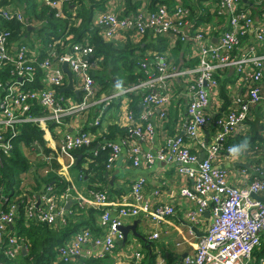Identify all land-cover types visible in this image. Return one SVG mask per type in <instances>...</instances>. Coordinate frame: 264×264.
I'll use <instances>...</instances> for the list:
<instances>
[{
  "label": "built area",
  "instance_id": "1",
  "mask_svg": "<svg viewBox=\"0 0 264 264\" xmlns=\"http://www.w3.org/2000/svg\"><path fill=\"white\" fill-rule=\"evenodd\" d=\"M38 1L42 2L41 7L52 10L55 18L66 19L70 14L68 25L73 17H77L75 3L70 11L64 10L72 0ZM219 4L220 13L228 16V27L220 32L215 43L211 40L212 26L200 27L207 14L192 7L190 9L181 1L173 6L157 4L154 9L140 7L125 16L117 15L113 9L97 14L92 23L104 42H125L129 30L134 32V38H140L148 31L155 36L171 34L170 41L173 42L177 39L184 42L190 40L191 46H195L193 57L198 60L196 66L176 68L166 52H152L139 61L140 69L146 75L144 80L127 83L119 90L106 93L96 82V71L102 56L95 55L89 34L82 41L72 42L67 26L62 37L52 36L43 41L35 31H31L24 41L22 37L27 35L25 32L29 28L34 30L47 20L28 15L21 8H13L0 0V164L5 155H10L12 138L19 133L21 125L38 127L44 137L50 133V125L59 130L65 118L83 117L88 110L95 109L97 114L91 125L99 128L107 107L115 99L131 92L142 94L139 114L129 110L125 115L127 132L138 141H150L155 136L153 112L158 109L160 122L167 119V104L174 92L173 83L180 78L186 84L185 135L164 137L155 153L143 152L137 143H133L128 157L134 166L154 161L175 164L178 173L192 180V185L181 187L179 194L195 204L187 212L191 222H196V217L206 209L210 211V222L197 238L194 252L176 258L170 264H251L252 252L260 245L264 232V202L252 196L264 191V163L255 169L260 177L253 178L246 187H238L228 182L226 170L215 162L219 154L232 152L231 146L225 145L228 138L244 132L253 107L264 104V14L256 21L250 10L243 7L248 3L242 0H219ZM187 24L193 27L192 35L189 31H182ZM14 25L18 28H13ZM14 32L21 38L13 39ZM248 33L253 34L254 43L243 53L236 54L241 40ZM63 62L71 71L72 85L78 96L58 92L68 82L61 68ZM229 70L234 73L235 84L241 85L242 91L232 90L230 75L224 86L227 91L231 90L232 95L226 108H222L220 80L227 78ZM4 72L7 73L6 79H2ZM212 95L219 100L215 109H211ZM209 123L215 126V132L203 141V129ZM105 132L102 129H96V132L82 129L64 131L60 149L71 152L90 147ZM189 142L198 144L204 150L201 160L200 152L198 149L191 150ZM36 147L39 146L34 142L30 148ZM101 149L108 150L105 168L110 170L118 159L120 146L109 142L102 144ZM42 154L39 157L48 163L52 153ZM144 184L143 177L136 179L130 189L131 203L116 204L119 205V217L138 214ZM57 196L54 186L48 184L39 195L27 197L24 202L26 224L33 221L51 227L59 220L64 225L66 211L57 205ZM92 196L95 206H105L108 202L106 190H95ZM101 210L97 225L102 234L93 235L88 228L80 229L55 247L52 264L83 259L101 260L112 253L115 240L122 238L119 230L122 219L111 220L109 209L105 207ZM149 214L152 219L163 220L173 214V207L157 204ZM16 216L15 204L5 211L0 210V252L9 259L15 258L21 247L27 249L29 245L26 238L8 232L7 226L15 223ZM157 236L155 232L151 237ZM141 262L142 254L136 251L134 264ZM155 264H167V261L159 255ZM256 264H264V258Z\"/></svg>",
  "mask_w": 264,
  "mask_h": 264
},
{
  "label": "crops",
  "instance_id": "2",
  "mask_svg": "<svg viewBox=\"0 0 264 264\" xmlns=\"http://www.w3.org/2000/svg\"><path fill=\"white\" fill-rule=\"evenodd\" d=\"M92 1L95 2L93 5H91V0H85V5L92 8L90 28H93V18L104 10L113 9L117 15L125 16L140 7L154 9L156 4L161 3L173 6L177 1H181L190 9L192 7L195 10L207 14L206 20L201 22L200 27H205L207 24L212 26L211 40L213 43L217 41L220 32L228 27V16L227 14L223 15L220 13L219 0H158L157 2L160 1V3L155 2V0ZM152 1L155 2L154 5H152ZM248 1V5L243 7L250 10L256 21L261 19L264 14V0ZM77 15L75 14V16ZM190 19L193 21V17ZM72 21L75 26L80 23L81 19L73 17ZM71 23H69L68 28ZM182 31L187 33L189 31V34L192 35L193 27L187 24L182 28ZM125 37V42L115 40L108 43H111L116 49H122L125 45L134 47L140 44L139 46L144 47L143 51L136 50L139 56L142 57L155 51L166 52L169 55L172 66L176 68L193 67L198 63L197 58L193 57L195 46H191L192 43L190 40L184 42L177 39V41L173 42V40L170 41L171 34L155 36L150 31L146 32L140 38H134V32L132 30H129ZM252 43H254V36L252 33H248L241 40L240 46H238L235 53H243ZM108 73L106 69L96 74L101 78L102 82H108L107 85H102V92L116 91L127 84L124 78L119 80L116 78L117 75L112 76ZM228 75H232V90L242 91L241 85L239 87L235 84L234 73L229 70ZM110 81L111 83H109ZM97 82L100 83L99 80ZM221 85L224 86V82H221ZM173 87L174 92L170 96L167 104V119L160 122L158 109L153 112L152 120L155 124V136L150 141H138L136 138L130 137L127 132L125 115L129 110L135 115L139 114L142 94L140 92H131L115 99L107 107L102 117V125L99 128L91 125L97 114L95 109L88 110L83 117L73 116L65 118L64 125L59 130H56L54 126L50 125V133L43 137L46 140V142L44 141L45 147L49 149V152L45 153L40 148L41 152L45 155L52 153V158L48 163L39 157L42 154L39 152V149L35 152L25 150L24 155H26L29 162V168L26 171H18L14 177V187L21 195L27 194L26 192L32 193L31 196L39 195L44 191L46 186L43 180L55 178L61 186H54L58 194L57 205L66 211V214H64L66 222L71 219L72 223L90 221L91 213L89 214V210H94L93 227L96 230L87 228L91 230L93 235L102 234V229L98 227L97 221L102 212L101 209L107 207L110 211L111 220L116 218L122 219L121 226H133L132 229L130 228L128 230L125 240L122 239L123 235L120 240H115L112 253L106 258L98 260L96 264H134V253L136 251L142 254V262L146 261L150 254H153L156 258L159 255L163 256L168 264H170L174 259L194 252L197 238L204 233L210 222L211 214L208 209L196 217V222H191L187 216L188 210L194 208L195 204L189 199L181 198L179 194L181 187L192 185V180L178 173L175 164L154 161L150 164H144L142 162L140 165L134 166L128 157L129 148L133 143H137L143 152L155 153L163 143L164 137L176 134L185 135L186 84L183 80L177 78L174 80ZM224 89L226 99L222 98L223 101L221 99L222 96H219L223 103L222 108H226L229 97L232 95L231 90L227 91L225 86ZM71 91L68 95H78V91L74 90V88ZM218 102L219 100L212 95L211 109H215ZM246 127L247 129L244 132L237 133L235 134L236 136L234 135L235 138H244V142L236 143L235 147H238L239 151H232L231 153L223 152L219 154L215 162L218 167L226 170L228 182L238 187H246L248 182L253 178L260 177V174L255 169L264 163V104L259 103L253 107ZM110 128L113 130H110ZM79 129L95 132L96 129L106 131L102 138H99L93 143L94 146L89 147L88 151L89 153L92 152V155L73 154V151L66 152L60 149L63 132H75ZM214 132L215 126L209 123L203 129V141H207L212 137ZM111 133H114L113 138L110 136ZM254 136L256 139L252 143L250 137ZM234 137L233 139H235ZM109 142L118 144L120 146V153L112 168L107 170L104 164L108 150L105 158H100L97 155V151L101 150L102 144ZM189 146L191 150L198 149L200 155L204 154V150L198 144L189 142ZM232 147L234 146L232 145ZM96 162L97 166H100L103 175H98V172L94 168H91L90 164ZM139 177L145 179L143 197L139 202V212L135 216L121 218L117 214L119 205L116 204L131 203V185ZM95 190L107 191L108 202L105 206L93 205L92 192ZM260 195H264V191ZM68 200L69 205L66 206ZM157 204L171 205L173 207V214L163 220L152 219L149 212ZM64 225L60 224L58 220L55 225L49 226V228L55 230L63 228L62 226ZM14 226L15 223L8 225V232L15 233L16 228ZM82 227L85 228L82 225L79 229H83ZM155 232H157L158 236L157 238H152L151 236ZM263 241L264 236L262 237ZM28 249L29 245L27 249L24 247L19 249L15 258L12 259L15 262L14 264H23L24 256L28 253ZM154 262H156L155 258Z\"/></svg>",
  "mask_w": 264,
  "mask_h": 264
},
{
  "label": "trees",
  "instance_id": "3",
  "mask_svg": "<svg viewBox=\"0 0 264 264\" xmlns=\"http://www.w3.org/2000/svg\"><path fill=\"white\" fill-rule=\"evenodd\" d=\"M158 0H155L157 2ZM152 1V5L155 4ZM3 3L8 5L10 4L13 8H21L25 11L26 14L35 15L41 19H46L47 23L37 26L34 30H27L25 33L27 35L23 36L22 39L26 41L30 36L31 31L34 32L37 36L41 37L43 41L49 39L50 37H62L66 32L64 29L67 28L68 22L71 21L69 19L70 14H67L66 19H59L54 17V13L47 7H41L40 12L38 10L39 4L36 0H3ZM75 3L76 11L78 13L77 18H80L81 21L78 25L74 26L72 21L71 25L68 28L67 34L71 35L72 42L82 41L83 38L89 34L90 43L94 46L95 55H102L103 62L102 68L108 69L109 75L116 76L118 74L123 73L125 77L124 80L126 83H135L139 80H144L146 75L140 69L139 66V56L136 53L137 50L143 51L144 47L141 46H124L122 49H116L111 43H105L102 39L97 35L96 28H90L91 23V14L92 8L90 6L85 5V0H72L71 4H66L64 7L65 11H70V6ZM95 2L91 0V5ZM157 3H160L157 2ZM157 5V4H156ZM155 5V6H156ZM100 6V5H97ZM154 6V7H155ZM11 26V24H9ZM13 28H17L14 25ZM64 31V32H63ZM12 38L18 40L21 38L14 32ZM104 66V67H103ZM7 78V73H2V79ZM230 79V75L227 76L225 80H220L221 82L228 81ZM108 82L103 81L101 85L105 86ZM111 83V81L109 82ZM221 85V83H220ZM58 89L60 94H68L71 93V90H61ZM220 95L222 98L226 99L224 86L220 87ZM227 103V100H226ZM247 123V122H246ZM110 130H113L110 128ZM114 133H111V137L113 138ZM43 131L38 127L31 124H23L19 128V133L12 138L13 148L9 156H4L3 160L0 164V210L5 211L12 204H15L16 209V218H15V228L16 234L18 236L26 238L29 241V249L28 253L24 256L23 264H52V258L54 256V249L58 245L62 244L65 240H67L70 236H72L75 232L79 231V227L82 225L85 228H91L92 230H96L94 226V210H89L90 221H79L77 223H72V219L66 222V225L62 226L63 228L59 229H51L45 223H36L31 221L28 225L26 224L25 214H24V202L27 197L31 196L32 193L26 192L27 194L21 195L18 190L14 187V177L18 171H26L29 168V162L27 160L26 155H24L25 150H30L31 145L34 142H37L39 148L43 149L45 153L49 152V149L45 147L44 139H43ZM109 136V135H108ZM236 136V135H235ZM234 136H230L225 143V145H232L235 147L236 143L244 142V138L237 137L233 139ZM250 141L253 143L256 137H250ZM94 146V144L92 145ZM91 147V146H90ZM89 147H82L74 150L73 154H82V155H92V152L89 153ZM107 154V149H101L97 151V155L101 158H105ZM78 156V155H76ZM97 156V157H98ZM96 157V158H97ZM99 158V161H100ZM78 164V163H77ZM79 165V164H78ZM105 165V164H104ZM91 168H94L98 172V175H103V172L100 166H97L96 163L90 164ZM55 187H61L60 183L57 182L55 178L45 179L43 183L45 185L51 184ZM84 228V227H82ZM264 236V232L261 236L260 245L254 248L252 252V263L256 264L260 258H264V241L262 242V237ZM154 258L156 260V256L150 254L147 257V260L141 262V264H155ZM97 259H88V260H79L73 263H58V264H96ZM15 262L12 259L4 256L2 252H0V264H14ZM168 264V262H167Z\"/></svg>",
  "mask_w": 264,
  "mask_h": 264
},
{
  "label": "water",
  "instance_id": "4",
  "mask_svg": "<svg viewBox=\"0 0 264 264\" xmlns=\"http://www.w3.org/2000/svg\"><path fill=\"white\" fill-rule=\"evenodd\" d=\"M244 3H249L248 0H242ZM72 7V5H71ZM61 68L63 70V72L66 74V77H67V80H68V83L66 84V86L62 87L61 90H73V80H72V74H71V71L69 70L68 66H67V63L66 62H63L62 65H61ZM76 92V91H75ZM203 158V154L200 155V159L201 160ZM252 196L256 199H259V200H264V195H260V194H252ZM69 205V200L67 202V205ZM133 226L131 225H128V226H120L119 227V230L121 231L122 235H123V240H125L126 236H127V232L128 230L131 228L132 229Z\"/></svg>",
  "mask_w": 264,
  "mask_h": 264
},
{
  "label": "rangeland",
  "instance_id": "5",
  "mask_svg": "<svg viewBox=\"0 0 264 264\" xmlns=\"http://www.w3.org/2000/svg\"><path fill=\"white\" fill-rule=\"evenodd\" d=\"M36 2L40 4L39 7H38V10H39V12H40L42 2H41V1H38V0H36ZM41 25H43V24H41ZM17 28H18V27H17ZM29 29L31 30L32 28H29ZM96 29H97V28H96ZM97 35H98V34H97ZM102 41H103V40H102ZM103 42H104V41H103ZM105 43H108V42H105ZM139 45H140V44H137L136 46H139ZM125 46H126V45H125ZM135 52L138 53L137 50H136ZM101 56H102V55H101ZM142 58H143V57H142ZM142 58H141V59H142ZM141 59H139V60H141ZM103 60H104V59H103V56H102V62H103ZM102 62L100 63V67H101V68L99 67V69L96 71V74H98V72H101L102 70H106V69H103V68H102ZM103 67H104V66H103ZM104 68H105V67H104ZM107 70H108V69H107ZM104 74H105V73H104ZM122 76H124L123 73L118 74V75L116 76V78L120 80V79L123 78ZM124 77H125V76H124ZM96 79L99 80L100 83H98L97 80H96V82H97L100 86H102V85H101V82H102V81H101V78H99V77L96 75ZM78 95H79V93H78ZM78 95H77V96H78ZM42 137H43V136H42ZM44 141H45V139H44ZM45 142H46V141H45ZM37 145H38V144H37ZM38 149H39V152L41 153V149H40L39 147H36V148H34V149H31V148H30V150L33 151V152L38 151ZM27 151H28V150H27Z\"/></svg>",
  "mask_w": 264,
  "mask_h": 264
},
{
  "label": "clouds",
  "instance_id": "6",
  "mask_svg": "<svg viewBox=\"0 0 264 264\" xmlns=\"http://www.w3.org/2000/svg\"><path fill=\"white\" fill-rule=\"evenodd\" d=\"M231 151H233V152H237V151H239V148H238V147H233V148L231 149Z\"/></svg>",
  "mask_w": 264,
  "mask_h": 264
}]
</instances>
